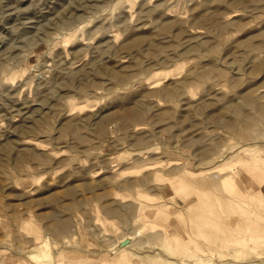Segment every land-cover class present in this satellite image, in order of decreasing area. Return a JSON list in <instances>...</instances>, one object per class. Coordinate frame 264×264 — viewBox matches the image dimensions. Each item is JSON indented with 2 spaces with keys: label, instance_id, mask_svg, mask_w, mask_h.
I'll use <instances>...</instances> for the list:
<instances>
[{
  "label": "rangeland",
  "instance_id": "1",
  "mask_svg": "<svg viewBox=\"0 0 264 264\" xmlns=\"http://www.w3.org/2000/svg\"><path fill=\"white\" fill-rule=\"evenodd\" d=\"M264 0H0V264H264Z\"/></svg>",
  "mask_w": 264,
  "mask_h": 264
},
{
  "label": "bare ground",
  "instance_id": "2",
  "mask_svg": "<svg viewBox=\"0 0 264 264\" xmlns=\"http://www.w3.org/2000/svg\"><path fill=\"white\" fill-rule=\"evenodd\" d=\"M262 197H264V196L262 195Z\"/></svg>",
  "mask_w": 264,
  "mask_h": 264
}]
</instances>
